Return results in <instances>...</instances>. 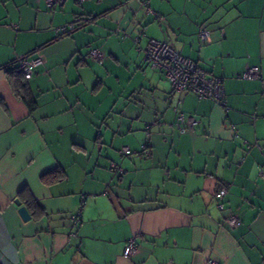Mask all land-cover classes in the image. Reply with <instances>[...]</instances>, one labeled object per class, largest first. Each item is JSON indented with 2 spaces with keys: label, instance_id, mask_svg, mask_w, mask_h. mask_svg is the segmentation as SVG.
Segmentation results:
<instances>
[{
  "label": "crops",
  "instance_id": "0c3cea01",
  "mask_svg": "<svg viewBox=\"0 0 264 264\" xmlns=\"http://www.w3.org/2000/svg\"><path fill=\"white\" fill-rule=\"evenodd\" d=\"M143 1L0 0V264H264V0ZM150 38L221 77L226 106L170 95L144 59ZM36 51L29 111L5 69ZM253 65L258 78L239 77ZM54 169L62 178L42 181ZM27 195L44 214L22 219L14 200L28 209Z\"/></svg>",
  "mask_w": 264,
  "mask_h": 264
},
{
  "label": "built area",
  "instance_id": "2783aa9c",
  "mask_svg": "<svg viewBox=\"0 0 264 264\" xmlns=\"http://www.w3.org/2000/svg\"><path fill=\"white\" fill-rule=\"evenodd\" d=\"M82 1L83 0H76L78 3ZM46 3L49 9H53L57 0H46ZM142 3L148 5V0H144ZM76 26V22L65 23L56 26L55 31L65 34L72 31ZM220 34L223 35V32L220 31ZM197 35L200 44H205L210 41V31L208 28L200 27ZM133 40L136 47L139 49L140 37L135 36ZM142 50L144 52V59L153 68L164 73V76L169 82L170 95L186 91L194 94L198 98H207L218 105L226 106L223 79L221 77L206 72L195 61L181 55L172 45L164 40L150 38ZM88 56L97 61H101L104 58L103 53L98 48H91L88 52ZM43 61V55L38 51L28 55H18L14 58V63L21 71L25 80H29L32 77L34 71ZM239 77L244 79H256L259 77V67L256 65L250 66L246 68ZM175 112L174 124L179 131H186L195 123L193 117L185 116L177 108H175ZM149 147V142L145 140L144 144L141 146V152L147 157L151 154ZM120 152L122 154H128L130 153V149L128 147H122ZM225 193V186H220L215 193L216 203L219 209L223 208V197ZM81 199L83 200L84 196H82ZM80 218L81 210L78 209L70 215L71 227L77 226ZM227 222L234 226L238 223V219L235 215H230L227 218ZM136 250L137 245L135 236L129 237L125 245V254L131 256ZM212 264L217 263L214 262Z\"/></svg>",
  "mask_w": 264,
  "mask_h": 264
},
{
  "label": "trees",
  "instance_id": "16d2710c",
  "mask_svg": "<svg viewBox=\"0 0 264 264\" xmlns=\"http://www.w3.org/2000/svg\"><path fill=\"white\" fill-rule=\"evenodd\" d=\"M73 22H76V21H73ZM200 27L208 28L210 31V28L208 27V25H205L204 23L199 25L198 28H200ZM164 41H166V40H164ZM5 74H6V78H7L8 82L12 88L14 95L26 104L29 111H32L36 107V99L30 93V91L28 89V86H27L28 80L24 79L21 71L15 65L14 61L12 62L11 67L5 69ZM62 176H63L62 171L54 169V170H51L47 173H44L41 176V179H42V181L49 183L53 179L62 178ZM22 191H24V190H22ZM24 193H25V191H24ZM20 198H22L21 195H20ZM24 200H25L26 206L28 207V210L30 211V214L33 217L37 218V217L41 216L42 214H44L43 208L31 196L27 195V197Z\"/></svg>",
  "mask_w": 264,
  "mask_h": 264
},
{
  "label": "water",
  "instance_id": "95a60500",
  "mask_svg": "<svg viewBox=\"0 0 264 264\" xmlns=\"http://www.w3.org/2000/svg\"><path fill=\"white\" fill-rule=\"evenodd\" d=\"M14 202L19 206L18 212H19L20 216L22 217V219H24V220L29 219L30 213H29L28 209L24 205H21V202L18 198H16L14 200Z\"/></svg>",
  "mask_w": 264,
  "mask_h": 264
}]
</instances>
